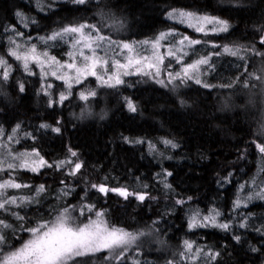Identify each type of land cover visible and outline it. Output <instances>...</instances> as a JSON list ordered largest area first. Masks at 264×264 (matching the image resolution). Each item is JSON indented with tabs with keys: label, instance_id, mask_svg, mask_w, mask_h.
<instances>
[{
	"label": "trees",
	"instance_id": "trees-1",
	"mask_svg": "<svg viewBox=\"0 0 264 264\" xmlns=\"http://www.w3.org/2000/svg\"><path fill=\"white\" fill-rule=\"evenodd\" d=\"M39 1L0 0V57L11 65L9 79L0 81V129L4 132L0 142L14 154L35 150L49 163L72 159L83 166L76 176L55 167H43L39 173L12 172L17 182L31 188L7 189L6 194L33 197L36 202L0 210V235L5 238L0 249L6 253L20 247L31 238L25 227L53 220L65 208L77 209L71 212L77 223L95 219L94 213L79 214L78 209L87 203L105 213L109 226L157 236L150 248H137L138 264H206L204 253L209 251L218 253L210 264H264V199L255 195L264 188V154L255 147L264 143V86L253 83L264 73V55L257 54L264 53L260 43L264 0H88L84 5L42 0V8ZM173 10L217 17L228 23V31L197 33L171 20L168 13ZM16 12L23 13L27 27ZM80 23L95 24L102 34L130 43L152 40L175 28L182 36L203 41L205 57L228 46L239 47L244 59L213 55L202 74L209 87L185 79L162 85L157 79L163 80V75H135L109 88L90 78L80 88L95 91L96 96L81 100L79 89L72 87L67 100L50 106L69 89L51 78L42 80L36 67L32 68L35 74L29 75L8 55L13 47L10 38L16 37L11 29L16 26L31 43L29 37H48ZM47 83L53 85L47 89L49 95H45ZM129 100L135 112L129 111ZM41 124L49 127L41 128ZM56 127L58 133L51 130ZM14 129L10 142L7 137ZM69 149L77 157H71ZM8 178L7 172H0V180ZM93 183L126 188L144 194L145 199L134 195L124 199L111 192L105 196L90 187ZM41 184L46 192L37 197L34 189ZM248 196L253 198L247 200V207H234L238 197ZM213 209L221 213L219 222L231 225L229 231L189 230L192 215L203 216ZM241 223L246 226L240 227ZM185 240L193 243V252L197 247L204 250L197 260L181 259ZM120 264H132V260L127 256Z\"/></svg>",
	"mask_w": 264,
	"mask_h": 264
},
{
	"label": "snow or ice",
	"instance_id": "snow-or-ice-1",
	"mask_svg": "<svg viewBox=\"0 0 264 264\" xmlns=\"http://www.w3.org/2000/svg\"><path fill=\"white\" fill-rule=\"evenodd\" d=\"M70 3L75 5H84L88 0H69ZM25 27L28 26V22L25 20L23 13L16 12L15 14ZM170 19H177L180 23L187 24L188 27L193 28L197 33L208 34L206 31V25H213L212 32L220 33L227 32L229 25L226 21H223L217 17H210L207 15H197L192 12H185L180 10H173L168 13ZM35 23V21H31ZM218 26V27H217ZM11 31L17 37H23V33L18 30L16 26H13ZM169 35L174 33H161L153 41H142V45H148L151 49V55H141L137 53L135 45L133 43L124 42L121 40L112 39L106 34H102L101 28L91 23H80L77 25H70L63 27L60 31L53 32L48 37H40V40L44 44H48L50 41L64 40L66 36L70 37V44L76 50L75 54L69 52V61L63 62L57 60L55 56L49 55L47 50L38 51L37 45L32 43L28 46H24L17 42L16 39L10 38V43L13 45L9 49L8 55L13 57L23 67V70L29 75L35 73L30 68V64H35L40 68V74L42 80H46L49 75L57 80H61L66 87L69 89L68 92H61L58 100L50 101L52 103H63L72 94L71 88L73 83L81 84L84 79L89 76L95 77V79L103 86L114 88L124 83L121 76L129 75H143L152 78H158L161 73V66L164 65L166 57H171L176 60V63H182V56L177 53H183L186 48L199 45L203 43L200 39H192L187 35L182 36L178 41L173 40L171 47L167 49L165 53H161L160 49L164 47L162 41H165ZM28 39H31L30 37ZM187 42V43H185ZM105 43L108 45L107 49H104ZM260 43L264 45V37L261 38ZM213 47H219L213 45ZM98 49H104L105 56L97 54ZM118 49V51H116ZM85 50L90 54H85ZM108 51H114L117 57L123 55L124 62L122 63L119 59H112V68L114 71L111 73L107 69L109 59L107 57ZM221 54H228L236 56L240 59H244L240 56L239 47H228L223 46V51L211 53L206 57H202L196 60L194 63L188 64L182 68L181 72H168V84H172L175 80H180L182 83L184 79L192 80L195 79L197 84L201 81L199 78L194 77L190 74L191 71H199L200 65H209V61L213 55L219 56ZM258 55H264V53H257ZM77 56L80 57V63L77 62ZM107 57V58H106ZM170 67V66H169ZM103 69L102 72H98L97 69ZM0 81H7L10 75L11 65L8 64L7 60L0 57ZM132 69V71H129ZM147 69V70H146ZM120 70H123L122 72ZM246 70V69H245ZM260 80L261 77H256ZM158 83L164 84L163 80L157 79ZM204 87H209L205 84ZM230 87L231 85H227ZM20 91L24 90V85L20 84ZM53 85L48 83L45 88V95H49L47 89L52 88ZM247 87V84H245ZM96 96L95 91H88L85 93L81 91L79 98L87 101L89 97ZM129 111L135 112V105L129 100L127 102ZM41 128H48L49 125L41 124ZM19 128V126H17ZM54 132H59L58 127L51 129ZM16 129L13 130V135L8 136L7 139L11 142L14 139ZM3 130L0 129V136H2ZM141 143V141H136ZM165 144L171 145L175 148L177 145L171 140H165ZM255 143V142H254ZM256 149L264 154V143H255ZM0 149L6 151H0V172H7L9 174L8 179L0 180V210L9 211L11 206L21 207L24 204H31L36 202L35 198L29 196H8L6 194L7 189H22L31 188V185L26 183L17 182L14 177L11 176L12 172L18 169L30 171L33 173H39L43 167H55L56 169L64 168L67 175L76 176L82 168V163L67 159L59 161L58 163H49L46 161L38 151L33 150L32 152H19L13 154L6 144H0ZM71 157H77V153L69 149ZM38 158V159H34ZM13 161H18L15 163ZM171 175V173H167ZM63 183V181H62ZM92 189L100 192L107 196L110 192L114 193L124 199L129 196H135L136 199L144 201L145 195L139 193L129 192L126 188L121 187H108L105 184L93 183L90 185ZM165 187L170 185L165 184ZM244 190V185H241V191ZM36 196H40L41 193L46 192L45 185L41 184L34 189ZM67 195V193H65ZM260 199H264V189H261L255 194ZM253 197L248 196L245 200L237 198L234 202V207L239 208L243 206L247 207V200H251ZM177 204H182L183 201L177 200ZM77 211L75 207L65 208L62 212L56 215L55 219L49 221H38L34 226L25 227L24 231L30 234V239L24 241L22 245L14 250L6 253L0 249V264H94L89 259L90 257L96 256L99 253H108V255L102 256V260L109 262L115 261L116 264H120L128 249L135 244L139 236L144 235L143 232L134 234L126 231L122 228H116L109 226L107 221L104 219L105 213L95 209L94 205L84 203L79 209V214L84 216L86 212L94 213L95 219L88 217L87 222L77 223L76 219L71 215V212ZM18 216L20 220H25V216H19L18 213H12ZM221 213L213 209L211 213L200 215L199 212L192 215L188 221V228L192 230L194 228H218L225 232L229 231L231 225L227 222H219L218 217ZM3 224V221H0ZM240 227H245V223H241ZM239 241V236L233 237ZM4 236L0 235V244L4 242ZM193 243L185 240L183 244V251L180 253L181 259H191L192 261L197 260L203 249L196 248L193 252ZM255 250V249H254ZM204 255L207 257L206 264H210L215 259L218 253L205 252ZM169 264H172L170 261Z\"/></svg>",
	"mask_w": 264,
	"mask_h": 264
},
{
	"label": "rangeland",
	"instance_id": "rangeland-1",
	"mask_svg": "<svg viewBox=\"0 0 264 264\" xmlns=\"http://www.w3.org/2000/svg\"><path fill=\"white\" fill-rule=\"evenodd\" d=\"M46 1H47V3L52 4V2L64 1V0H46ZM39 4H40V7L42 8V0L39 1ZM171 20H173L176 23H180L177 19H171ZM180 24L185 25L186 27H188L187 24H185V23H180ZM205 28H206V31H208V33H215V32H212L211 31V29L213 28V25H206ZM163 33H174V35H169L165 41H162V44L164 45V47H162L160 49V51H161L162 54L165 53L169 47H171V42L173 40L178 41L182 37V34L180 33V31L177 30V29H175V28L174 29H169L168 31L163 32ZM220 33H222V32H220ZM220 33H215V34H220ZM200 34H203V33H200ZM159 35H157L155 38H157ZM155 38H153L152 40H148V41H153ZM13 39H16L18 43H20V44H22L24 46H28V45H30L32 43L36 44L38 51L47 50L49 52V55L55 56L57 60L61 61V63H63V62H70L69 61L68 53L69 52H73L75 54V51H76L71 46V44L69 42L70 41V37H68V36H66L64 38V40H62V41L61 40L50 41L47 45L44 44L40 40V38H31L30 39L31 40V43H30V41H28L26 38H23V37H17L16 36ZM185 43H187V42H185ZM133 44L135 45V48L137 50V53H139L141 55H146V56L147 55H151L150 46H148V45H142L141 42L140 43H133ZM107 48H108V45L105 43L104 49H107ZM104 49H98L97 50V54L98 55H101V56H105ZM201 50H202V46L199 44V45H195V46L186 48L184 51L187 52V55H184L183 53H177V55H181L182 56V63H179V64L176 63V60L175 59H173L171 57H166L165 60H164V65L161 66V73H160V76L158 78H161L162 75H163V77H165V78H163V81H167L168 78H169L168 77V72H172V73L181 72L182 71V68L184 66H186L188 64H191V63H194L196 60H198V59H200L202 57H205V56L202 55ZM116 51H118V49ZM85 54H90V53H88V51L85 50ZM107 57H111V59H109L108 65L106 66L107 69H108V71L110 73L112 71H114V69L112 68V59H119L122 63L124 62V56L121 55V56L117 57L115 55V52L114 51H108L107 52ZM77 62H78V64L81 62L79 56H77ZM206 66L207 65H200L198 72H196V71H191L190 72L191 75H193L196 78H199L202 84H207V81L204 80L203 77H202V74H204L203 71L207 69ZM33 67H36L37 71L40 72V68L39 67H37L35 64H30V68L32 69ZM97 71L98 72H102L103 69L98 68ZM120 71L122 72L123 70H120ZM129 71H132V69H129ZM129 76H135V75H129ZM126 77H128V76H123L122 75L121 76V79L124 80ZM49 78H51L53 80H56V81H59L60 83L64 84L61 80H57L54 77H52L51 75H49L47 77V79H49ZM90 78L95 79V77L89 76L86 79H84L81 84H75V83H73V87H76V88L79 89L78 90V96H79V94H80L81 91H84L85 92V90L84 89H81L80 86L83 83H85V81H88V79H90ZM185 80H188V79L185 78ZM192 80H195V79H192ZM95 81L98 84L102 85L101 82L97 81L96 79H95ZM253 83L254 84L256 83L255 85H258V84H261L262 83V85L264 86V73L262 75V79H260V80L257 79L256 81L253 80ZM254 84H253V86H254ZM1 86H2V84H0V88H1ZM85 93H87V92H85ZM0 144H2V143L0 142ZM0 151H6V150L0 149ZM34 159H38V158H34ZM13 162L18 163V161H13ZM155 240H157V236L155 234H152V233H144V235L139 236V238L135 242V244H133L128 249L127 254H126L125 257L129 256V260H132V264H138V260H135V259L138 258V257H140L141 255H140V252L137 250V248L142 249V248L149 247V246H151L150 244H155V242H156ZM105 255H108V253H103L102 252V253L97 254L96 256H93V257H90V258H87V259L91 260V262L105 264L104 262L107 261V260H102L101 259V257L102 256H105ZM123 260H122V262H123ZM111 262H115V261H111Z\"/></svg>",
	"mask_w": 264,
	"mask_h": 264
},
{
	"label": "bare ground",
	"instance_id": "bare-ground-1",
	"mask_svg": "<svg viewBox=\"0 0 264 264\" xmlns=\"http://www.w3.org/2000/svg\"><path fill=\"white\" fill-rule=\"evenodd\" d=\"M2 88V87H1Z\"/></svg>",
	"mask_w": 264,
	"mask_h": 264
}]
</instances>
